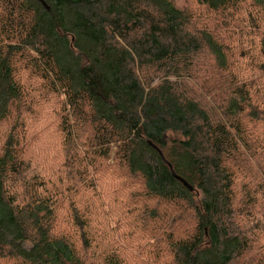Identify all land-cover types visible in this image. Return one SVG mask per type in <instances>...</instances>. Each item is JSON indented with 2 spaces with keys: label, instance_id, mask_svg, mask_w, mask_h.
<instances>
[{
  "label": "trees",
  "instance_id": "1",
  "mask_svg": "<svg viewBox=\"0 0 264 264\" xmlns=\"http://www.w3.org/2000/svg\"><path fill=\"white\" fill-rule=\"evenodd\" d=\"M125 230L154 264H264V0H0V264H130Z\"/></svg>",
  "mask_w": 264,
  "mask_h": 264
},
{
  "label": "rangeland",
  "instance_id": "2",
  "mask_svg": "<svg viewBox=\"0 0 264 264\" xmlns=\"http://www.w3.org/2000/svg\"><path fill=\"white\" fill-rule=\"evenodd\" d=\"M34 134L36 138L31 146L34 160L40 166L57 163L58 155L64 145L62 138L56 132L55 125L52 124L48 128L41 126V129ZM43 171L44 169H40V172ZM120 184L119 182H107L104 186V196L102 195L105 208L101 211V219L104 222L108 221L112 226L118 220L126 221L127 215H131L135 210L138 211L135 209L132 200L125 197L122 190H117ZM98 199L99 196L97 195L95 201ZM128 209L130 210L128 211ZM123 232L124 235L119 240L117 248L126 254L130 264H154L150 255L155 249L156 240L150 237H142L134 231L127 234V230Z\"/></svg>",
  "mask_w": 264,
  "mask_h": 264
},
{
  "label": "water",
  "instance_id": "3",
  "mask_svg": "<svg viewBox=\"0 0 264 264\" xmlns=\"http://www.w3.org/2000/svg\"><path fill=\"white\" fill-rule=\"evenodd\" d=\"M155 147V146H154ZM156 148V147H155ZM159 152H160V154L163 156V154H162V152L159 150ZM172 168V167H171ZM174 172V171H173ZM174 174V176H176L177 178H178V180H180V181H182L184 184H185V186H187L190 190H193V187L188 183V182H186V180H184L182 177H180V176H177L176 174H175V172L173 173Z\"/></svg>",
  "mask_w": 264,
  "mask_h": 264
}]
</instances>
